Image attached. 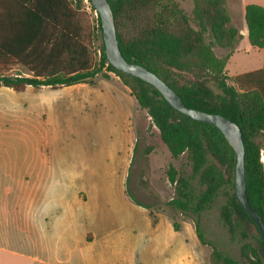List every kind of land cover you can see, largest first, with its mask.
I'll list each match as a JSON object with an SVG mask.
<instances>
[{
	"label": "trees",
	"instance_id": "1",
	"mask_svg": "<svg viewBox=\"0 0 264 264\" xmlns=\"http://www.w3.org/2000/svg\"><path fill=\"white\" fill-rule=\"evenodd\" d=\"M108 2L127 61L158 75L187 106L221 114L240 126L246 149L247 196L264 222L260 144L264 137V64L236 75L232 85L223 75L231 55L220 58L214 52L215 47L232 52L245 36L254 48H264V6L246 5L245 35L232 26L225 0H195L191 15L175 0ZM82 3L83 0H0V70L19 66L31 74L1 73L0 88L16 92L29 87L60 88L94 83L98 76L110 78L109 73L115 74L151 117L150 126L158 129L171 155L179 158L188 154L190 176L180 175L173 167L168 172L170 183L176 185L175 197L168 205L182 214L197 216L194 225L200 242L212 246L213 256L222 264H241L219 251L201 228L202 213L223 194L226 201L220 207V218L232 239L240 228L242 258L250 264H264V241L258 234L253 236L258 244L249 243L252 235L242 225L244 221L254 222L236 201V153L224 134L216 126L188 118L170 106L151 84L113 67L106 56L99 14L101 56L96 61L91 51L94 32L80 10ZM212 83L218 84L221 92ZM193 179L200 186L198 193ZM175 228L180 229L177 222Z\"/></svg>",
	"mask_w": 264,
	"mask_h": 264
},
{
	"label": "crops",
	"instance_id": "2",
	"mask_svg": "<svg viewBox=\"0 0 264 264\" xmlns=\"http://www.w3.org/2000/svg\"><path fill=\"white\" fill-rule=\"evenodd\" d=\"M109 74L94 83L40 87L50 90L41 105L47 144L36 167L26 161L15 170L0 161V181L16 182L0 195L1 227L19 218L21 248L37 249L39 264H217L192 222L176 229L166 212L133 200L129 180L140 166L142 109ZM41 191L47 206L35 208ZM3 236L0 231V242Z\"/></svg>",
	"mask_w": 264,
	"mask_h": 264
},
{
	"label": "rangeland",
	"instance_id": "3",
	"mask_svg": "<svg viewBox=\"0 0 264 264\" xmlns=\"http://www.w3.org/2000/svg\"><path fill=\"white\" fill-rule=\"evenodd\" d=\"M75 2L76 0H71ZM180 7L188 14L193 13L195 0H175ZM264 3V0H225L227 12L231 18L232 26L247 34L245 15L243 11L244 3ZM261 4V3H260ZM84 14L86 23L94 32V38L91 44V51L96 61L100 59L101 39L99 31L98 14L92 9L90 3L83 0L80 8ZM215 54L222 58L231 55L223 75L227 78L229 84L234 85L236 75L261 68L264 64V48H254L250 45L247 36H245L231 52L227 49L215 47ZM8 75H25L30 76L22 67H14L10 70H0V74ZM214 89L221 92L218 84L212 83ZM49 88H27L23 92H16L9 88H0V161L8 163L10 168L19 170L21 162H28L30 166L36 167L43 155V149L47 144L43 120L41 116L42 99ZM140 118L137 117L139 146L136 153L135 162L140 166L137 170L133 167L129 187L133 197H138L141 201L148 203L155 211L166 212L178 224L184 220H188L194 224L197 219L192 213H180L177 209L168 205V201L175 197L176 185L170 183L168 172L171 167L175 168L180 175L190 176L192 167L188 159L187 152L183 153L179 158H174L168 150L166 144L162 141L159 131L156 127H151L152 119L143 110L139 112ZM262 145L261 161L264 166V137L260 141ZM151 148V149H150ZM150 149V150H149ZM14 174V170L12 171ZM10 177L0 181V195L3 194L8 186L15 184ZM197 193L200 186L197 179L192 180ZM44 191L39 192L38 201H34V207H46V198ZM226 201V197L220 194L212 206L204 211L199 218L201 228L205 233L207 240L211 241L214 246L224 254H228L239 260L241 264H250L241 256L242 240L240 228L236 237L231 238L226 226L220 218V207ZM59 205V204H57ZM61 207L64 201L61 200ZM12 227H1L0 231L4 235L3 242H0V264H39L35 257L43 258L37 249H30L26 252L25 248H21V226L19 218L12 221ZM39 223L36 222L37 228ZM243 228L247 230L249 235L248 242L257 245L258 242L253 236H258L255 226L249 221L242 223ZM3 231V232H2ZM206 255L215 263L222 264L213 256V248L205 245ZM8 249V250H6ZM12 250L18 253H28L30 259L22 258L20 255L12 254ZM25 250V251H24Z\"/></svg>",
	"mask_w": 264,
	"mask_h": 264
},
{
	"label": "water",
	"instance_id": "4",
	"mask_svg": "<svg viewBox=\"0 0 264 264\" xmlns=\"http://www.w3.org/2000/svg\"><path fill=\"white\" fill-rule=\"evenodd\" d=\"M100 15L106 56L109 63L117 70L136 76L155 87L168 104L188 118L210 123L221 130L236 153L235 189L236 201L254 222L259 236L264 241V222L261 215L250 205L247 196L245 143L240 126L218 113H209L187 106L180 96L168 86L158 75L147 68L129 62L123 56L117 37L115 17L108 0H91Z\"/></svg>",
	"mask_w": 264,
	"mask_h": 264
},
{
	"label": "built area",
	"instance_id": "5",
	"mask_svg": "<svg viewBox=\"0 0 264 264\" xmlns=\"http://www.w3.org/2000/svg\"><path fill=\"white\" fill-rule=\"evenodd\" d=\"M87 3H89V1L88 0H85ZM96 11V10H95ZM96 14H98L97 13V11H96ZM99 55L101 56V52L99 51ZM16 76H20V75H16Z\"/></svg>",
	"mask_w": 264,
	"mask_h": 264
}]
</instances>
